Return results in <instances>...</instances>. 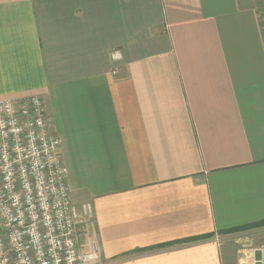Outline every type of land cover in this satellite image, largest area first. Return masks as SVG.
<instances>
[{"label":"crops","instance_id":"crops-1","mask_svg":"<svg viewBox=\"0 0 264 264\" xmlns=\"http://www.w3.org/2000/svg\"><path fill=\"white\" fill-rule=\"evenodd\" d=\"M30 97L73 203L92 204L101 264H235L226 231L264 220L256 4L0 0V99Z\"/></svg>","mask_w":264,"mask_h":264},{"label":"built area","instance_id":"built-area-1","mask_svg":"<svg viewBox=\"0 0 264 264\" xmlns=\"http://www.w3.org/2000/svg\"><path fill=\"white\" fill-rule=\"evenodd\" d=\"M51 128L41 98L0 99V264L102 263L92 204L73 203Z\"/></svg>","mask_w":264,"mask_h":264},{"label":"rangeland","instance_id":"rangeland-1","mask_svg":"<svg viewBox=\"0 0 264 264\" xmlns=\"http://www.w3.org/2000/svg\"><path fill=\"white\" fill-rule=\"evenodd\" d=\"M251 2L258 6L259 13L264 14V0H251ZM222 245L228 250L235 264H250L251 251L256 246L264 245V226L227 235L222 239Z\"/></svg>","mask_w":264,"mask_h":264},{"label":"trees","instance_id":"trees-1","mask_svg":"<svg viewBox=\"0 0 264 264\" xmlns=\"http://www.w3.org/2000/svg\"><path fill=\"white\" fill-rule=\"evenodd\" d=\"M264 226V220L255 224H250L247 226H242V227H238V228H233L231 230H227L226 233L227 234H234V233H238V232H243V231H247V230H251L257 227H263ZM204 239V237H198V238H194L193 240H185L183 242H187V241H199Z\"/></svg>","mask_w":264,"mask_h":264}]
</instances>
